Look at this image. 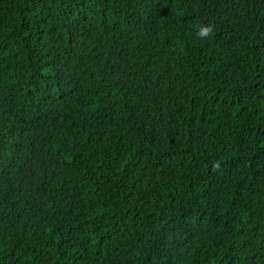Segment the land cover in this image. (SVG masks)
Masks as SVG:
<instances>
[{
	"label": "trees",
	"instance_id": "trees-1",
	"mask_svg": "<svg viewBox=\"0 0 264 264\" xmlns=\"http://www.w3.org/2000/svg\"><path fill=\"white\" fill-rule=\"evenodd\" d=\"M0 264H264V0H0Z\"/></svg>",
	"mask_w": 264,
	"mask_h": 264
},
{
	"label": "clouds",
	"instance_id": "clouds-1",
	"mask_svg": "<svg viewBox=\"0 0 264 264\" xmlns=\"http://www.w3.org/2000/svg\"><path fill=\"white\" fill-rule=\"evenodd\" d=\"M213 34H214V29L211 26L209 27L198 26V28L195 30V40L206 42L213 37Z\"/></svg>",
	"mask_w": 264,
	"mask_h": 264
}]
</instances>
